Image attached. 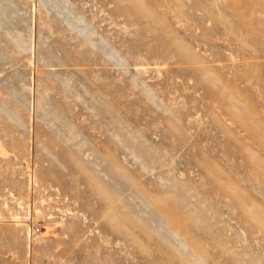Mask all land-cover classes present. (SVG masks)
Here are the masks:
<instances>
[{
	"label": "rangeland",
	"instance_id": "374dc122",
	"mask_svg": "<svg viewBox=\"0 0 264 264\" xmlns=\"http://www.w3.org/2000/svg\"><path fill=\"white\" fill-rule=\"evenodd\" d=\"M0 264H264V0H0Z\"/></svg>",
	"mask_w": 264,
	"mask_h": 264
}]
</instances>
